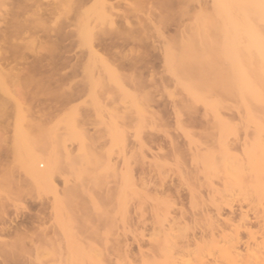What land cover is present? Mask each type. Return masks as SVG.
I'll return each mask as SVG.
<instances>
[{"label":"rangeland","instance_id":"1","mask_svg":"<svg viewBox=\"0 0 264 264\" xmlns=\"http://www.w3.org/2000/svg\"><path fill=\"white\" fill-rule=\"evenodd\" d=\"M219 1L220 18L215 0H0V264H66L70 236L101 264H264L263 46L248 0ZM232 11L248 62L189 91L181 62L233 69V31L214 26ZM220 224L247 248L221 250Z\"/></svg>","mask_w":264,"mask_h":264},{"label":"bare ground","instance_id":"2","mask_svg":"<svg viewBox=\"0 0 264 264\" xmlns=\"http://www.w3.org/2000/svg\"><path fill=\"white\" fill-rule=\"evenodd\" d=\"M236 1V0H235ZM215 6H214V14H215V16L218 18H220V16L224 13V12H226L227 10V7H225L224 5H222L221 3H220V1L219 0H215ZM245 6H246V12H241L242 13V15H241V20H243V22L242 23H245L246 25H247V32L249 33V34H252V35H256V40H258L259 39V41H260V43L262 44V46H263V52H264V0H248V2L245 4ZM229 10V9H228ZM239 10H241V9H238V11ZM234 14V12L232 11L231 13L229 12V15H228V17H231L230 18V20H228V23L227 24H225V25H217V24H215L214 26H215V29H218V30H223V31H233L231 34V50H230V54H232V57H233V59H234V66H233V69L231 70V71H229V75L227 76L226 74H224V69L223 68H221L220 67V61H219V57L217 58V57H215V58H212V57H202V58H196V57H191V58H189L188 60H185V62H181L180 64L181 65H183V66H185L187 69H188V71H189V83H187V89L189 90V91H191V92H193V93H196L197 92V87H196V85L194 84V78H197L198 76H201V74H199L198 75V73L201 71V69L202 68H207V70L208 71H211L212 69H214L215 70V72H216V75H215V77H216V82L218 83V85H221V88L222 89H224V88H227V85H230V84H232L233 82H235V76H234V74H235V72L236 71H242V69H243V65L245 64V62H248V59H246V60H242V58L240 57V55H239V50L240 49H245V51H247V50H249L250 49V46H252L251 44H246V45H242V44H240V42L238 41V33H239V31L241 32L243 29H241L240 28V25H241V27L243 26L242 24H240V19H239V14L235 17V16H232ZM262 17V18H261ZM206 18V17H205ZM255 23H257V24H255ZM257 25V26H259L260 27V29H258V30H255L254 31V29H256L255 27L256 26H254V25ZM254 28H253V27ZM209 27V23H208V17H207V19H205L204 20V18H203V25H202V29L205 31V33H207V28ZM256 31H257V33H256ZM235 35V36H234ZM258 36V37H257ZM258 43V42H257ZM216 65V66H215ZM214 66V67H213ZM192 69V71H190ZM238 69V70H237ZM256 74V73H255ZM255 74L254 73H252L251 72V70H249L248 71V73L246 74V75H244V77L242 76L241 77V79H242V81H245L246 83H247V85H246V89L244 90V92L242 93V94H244V95H246V96H248V97H257V95H256V84H258L256 81L258 80V78H257V76H255ZM264 75V74H263ZM203 78H205V77H203ZM262 83H263V86H264V76H263V78H262ZM258 98H259V96H258ZM262 101H264V100H262ZM249 112H250V110L248 111V114H249ZM251 113V112H250ZM50 162H52V161H50ZM50 162H48V165H45L46 167L44 168V166H42V170H44V169H47V168H50L49 166V163ZM40 165H41V162L39 163ZM47 164V163H46ZM43 171H41V168H40V166H38V163H35V162H31L30 164H29V173L33 176V177H37V176H40V174L42 173ZM46 173V172H45ZM44 174L42 173V175L41 176H43ZM40 176V177H41ZM60 201V200H59ZM228 220V219H227ZM226 220V221H227ZM231 220V219H230ZM222 221H225V220H222ZM60 222H62V224H64L63 223V221H62V219H60ZM221 223V222H220ZM226 223V222H225ZM240 225H241V223L240 222H238ZM237 223V225L235 224V223H233L232 225L229 223L228 225H231V226H233L234 225V227L236 228H234V227H231V226H229V227H231L229 230L231 231L233 228V230H237L238 228L240 229V225ZM248 223V222H247ZM222 225L224 224V223H221ZM221 224H220V227H217V228H220L221 229ZM227 225V224H226ZM218 226H219V224H218ZM238 228H237V227ZM243 226V225H242ZM223 229L222 230H220L221 231V233H223L224 231V233L223 234H225L226 236L225 237H227V238H224V239H228V237L229 238H231V237H233L234 238V234H228L227 235V233H226V231L227 230H225V229H228V228H226V227H222ZM225 228V229H224ZM241 228H243V227H241ZM246 229V228H245ZM244 228H243V230H245ZM232 230V231H233ZM238 231V230H237ZM237 231H234V233H236ZM247 229L245 230V233H247V234H249V233H251V232H249V230L247 231ZM170 231H168V233H169ZM228 232V231H227ZM171 233V232H170ZM170 233L168 234V235H170ZM222 235V234H221ZM229 235H232L231 237L229 236ZM244 235V234H243ZM250 235V234H249ZM164 236V235H163ZM173 236H175L174 234H173ZM219 238L221 237L220 235H217ZM223 236V235H222ZM160 237V236H159ZM159 237H157L156 238V240L159 238ZM153 239H154V237H152ZM170 238H171V235H170ZM233 238H231V239H228V243H227V240H225L226 241V243H225V241H224V243L225 244H221V245H219V244H217V245H219V247H221V250H224V251H226V252H228L229 251V253L230 254H233V255H231L230 257H232V256H234V254H240V252H239V248L240 247H242L243 245H244V247H246L247 248V246H248V244H247V241L245 240V241H243L242 242V240L240 239V238H238V235H236V237H235V239H233ZM160 239V238H159ZM159 239H158V242H160L159 241ZM163 239V238H162ZM165 239H166V236H165ZM164 239V240H165ZM223 239V237H221V240L220 241H223L224 240ZM233 239V240H232ZM155 240V239H154ZM161 240V239H160ZM219 240H217V241H219ZM166 241H168L169 242V238L166 240ZM165 241V242H166ZM163 242V241H162ZM161 243V242H160ZM219 243V242H218ZM223 243V242H222ZM240 243L242 244L241 246H240ZM67 251H66V253H65V255H64V257H65V262H66V264H84V262H85V259L87 260V261H89V262H91V264H101V261H103L101 258H102V256L101 257H99L100 255H98V253L96 254V253H93V254H88V255H86L85 256V258L84 257H82V254H81V251H82V249L81 248H79L78 247V245H77V242H76V240L75 239H73L71 236L69 237V239H67ZM223 245H227V247L229 248V250L226 248L225 249V246H223ZM166 246V245H165ZM175 246V245H174ZM166 247H168V246H166ZM223 247V248H222ZM165 248V247H164ZM166 250V249H165ZM168 250V249H167ZM166 250V252H167V254H168V256H169V253H168V251ZM173 251V250H172ZM179 251H180V249H179ZM183 251V250H182ZM231 251V252H230ZM102 252V251H101ZM165 252V251H164ZM233 252V253H232ZM59 254L60 253H62V252H58ZM100 253V252H99ZM228 253V254H229ZM53 254V253H52ZM163 254H165V253H163ZM171 254V253H170ZM229 254V255H230ZM166 255V254H165ZM165 255H162L163 256V258H166V260H167V257L165 256ZM172 255V254H171ZM60 256V255H59ZM55 257V256H54ZM61 257V256H60ZM176 257V256H175ZM149 258V259H148ZM153 258V257H152ZM152 258H150V257H147V259H146V261L147 260H149V261H143V259L141 260V262L143 261L144 263H142V264H157L156 262H155V260H154V258H153V260H152ZM162 258V260H159V263H162L163 262V259ZM182 257H180V259H181ZM169 259V258H168ZM171 259V258H170ZM180 259H177L176 258V260L178 261H180V263H178L176 260L174 261V264H186L185 262H187L186 260V258H185V262H183L182 260L184 259H182V260H180ZM173 260V259H172ZM197 260H198V258H197ZM35 261H36V263L37 264H43L42 262H41V252L40 253H37L36 254V257H35ZM62 261H63V259H61L60 258V262L62 263ZM162 261V262H161ZM189 261V260H188ZM200 261V260H199ZM199 261H197V264H198V262ZM168 262V261H167ZM173 262V261H172ZM177 262V263H176ZM194 262H196V261H194ZM105 263V262H104ZM103 263V264H104ZM121 263V262H120ZM127 263V262H126ZM125 263V264H126ZM129 263V262H128ZM127 263V264H128ZM158 263V264H159ZM205 263V262H204ZM162 264H165V262H163ZM167 264H169V262L167 263ZM199 264H202L201 263V261L199 262ZM206 264V263H205ZM208 264V263H207ZM217 264V263H216ZM219 264V263H218Z\"/></svg>","mask_w":264,"mask_h":264}]
</instances>
